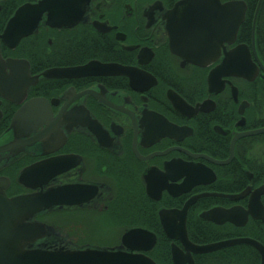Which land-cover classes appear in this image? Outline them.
Here are the masks:
<instances>
[{"label": "flooded vegetation", "instance_id": "flooded-vegetation-1", "mask_svg": "<svg viewBox=\"0 0 264 264\" xmlns=\"http://www.w3.org/2000/svg\"><path fill=\"white\" fill-rule=\"evenodd\" d=\"M0 56V193L62 190L49 243L264 264V0H0Z\"/></svg>", "mask_w": 264, "mask_h": 264}, {"label": "water", "instance_id": "water-1", "mask_svg": "<svg viewBox=\"0 0 264 264\" xmlns=\"http://www.w3.org/2000/svg\"><path fill=\"white\" fill-rule=\"evenodd\" d=\"M241 21L237 22V26ZM4 39V38H3ZM205 46H207L205 44ZM201 53L197 43L191 50V55ZM205 56L210 53L204 50ZM9 62L5 63L0 56V90L5 96L8 90H14V85L23 93L26 81L20 74L7 75ZM15 72V69H10ZM80 72H88L82 69ZM75 71L58 72L55 76L74 75ZM23 87V88H22ZM22 88V90H21ZM43 110L41 103L32 102L24 112L16 114L13 120L15 128L25 125L36 127L40 119L45 121L49 116H41ZM27 114H30L28 117ZM62 190L51 191L47 194H34L25 197L8 199L0 193V264H133L132 260H116L126 256L121 249L107 250L90 247L76 248L69 245H57L49 243V239L55 236L52 228L36 221L42 213L49 211L61 202ZM70 205V204H67ZM214 247L205 248L211 250ZM177 256L176 254H174ZM139 262V261H138ZM135 264H137L135 262ZM140 264H147L140 262Z\"/></svg>", "mask_w": 264, "mask_h": 264}]
</instances>
